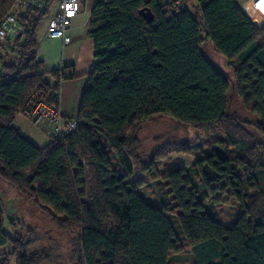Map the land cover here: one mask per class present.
<instances>
[{
  "label": "trees",
  "instance_id": "trees-1",
  "mask_svg": "<svg viewBox=\"0 0 264 264\" xmlns=\"http://www.w3.org/2000/svg\"><path fill=\"white\" fill-rule=\"evenodd\" d=\"M197 1L191 12L184 0H96L88 22L94 67L77 128L42 148L13 121L31 96L54 103L57 90L37 73L35 54L47 9L18 15L24 31L6 40L11 56L0 44V182L73 236L79 264H172L184 246L193 264H264V26L234 0ZM15 2L0 0V22ZM157 115L203 132L219 127L222 136L188 168L149 176L154 161L138 163L136 132ZM224 140L227 147H215ZM170 146L191 152L190 144ZM86 171L90 205L79 189ZM144 174L157 181L160 207L137 192ZM225 194L242 210L230 226L212 208ZM18 225L0 198V264L50 262L51 249H34Z\"/></svg>",
  "mask_w": 264,
  "mask_h": 264
},
{
  "label": "rangeland",
  "instance_id": "rangeland-1",
  "mask_svg": "<svg viewBox=\"0 0 264 264\" xmlns=\"http://www.w3.org/2000/svg\"><path fill=\"white\" fill-rule=\"evenodd\" d=\"M183 6L188 7L189 10L193 12L190 3H184ZM22 12V9L18 10V15ZM48 16L49 13L44 15L41 19L36 35L43 32L46 22L48 21ZM4 46V51L11 56V51L13 49L12 43L7 41ZM204 51L211 54V47L206 45ZM214 57V55L213 57L210 56V59H213ZM20 114L23 115L22 113ZM23 116L26 117L25 115ZM34 124L38 127L35 122ZM248 130L250 134H253L251 128ZM220 131L219 127L214 129L213 132L199 131L190 126L179 124L170 116L157 115L147 122L142 123L136 132L139 140L138 163L146 164L148 160L152 158L151 162L154 161L153 164L155 171L151 172L149 176L154 175L155 172H157L161 177L174 168H188L195 163L198 155H202L203 152L211 149L210 145L212 142L218 141V139L221 138L222 133H220ZM42 133L47 135L43 131ZM49 138L51 139V137ZM261 140H264V138ZM173 143L190 144L191 152L188 154H181L174 150L170 151V145ZM224 144L226 147L228 146L225 141L219 144L216 143L215 147L221 148ZM143 176L146 181L142 186L137 188V192L148 205L160 207L161 193L157 181L151 179L152 177H147L146 174ZM80 180L84 181V186L79 189L82 190L84 188L85 190V195L82 197V201L85 202V204L90 205L91 182L87 171L82 177H80ZM216 196H220V194L216 193ZM0 198L5 213L20 224L18 225V230L24 235V238H32V240L36 241L33 248L37 249L44 247L46 249H51V261L44 264H79L78 257L74 253L76 242L73 236L69 232L62 231L54 226L50 219L39 209V207L36 206L32 198L20 194L3 182H0ZM221 198L224 202L215 204L212 208L215 211L218 220L225 226H230L234 220L240 216L242 210L236 206L234 198H229L226 194L223 196L221 195ZM210 205L206 202V206L210 207ZM4 228L6 229V225ZM27 228L31 229L30 234L29 232H26ZM4 250L5 248H0V253H2V251L4 252ZM1 257L2 254H0V260ZM169 259L172 264L194 263L193 255L187 246H184L179 253H171ZM9 262L14 264L15 258L10 257Z\"/></svg>",
  "mask_w": 264,
  "mask_h": 264
},
{
  "label": "crops",
  "instance_id": "crops-1",
  "mask_svg": "<svg viewBox=\"0 0 264 264\" xmlns=\"http://www.w3.org/2000/svg\"><path fill=\"white\" fill-rule=\"evenodd\" d=\"M234 1L257 27L264 26V0H251L244 7L241 5L246 0ZM95 2L96 0L83 2L66 32L70 36V42L47 37L46 26L43 32L36 35L35 54L42 62V68L37 73H46L45 81L60 94L58 108L64 117H77L80 100L88 84V75L94 67V42L88 34V22ZM184 3H190L193 9L198 5L197 0H184ZM54 8L53 2L50 10L53 11ZM49 18L50 14L48 20ZM50 72H58V76H52ZM13 126L39 148L46 146L51 140L32 120L21 114L16 115Z\"/></svg>",
  "mask_w": 264,
  "mask_h": 264
},
{
  "label": "built area",
  "instance_id": "built-area-1",
  "mask_svg": "<svg viewBox=\"0 0 264 264\" xmlns=\"http://www.w3.org/2000/svg\"><path fill=\"white\" fill-rule=\"evenodd\" d=\"M85 0H16L13 7L8 11L0 22V44L5 45L7 39H15L24 31V26L18 18V10L35 8L50 14L46 24V36L49 38H60L63 42H70L67 29L72 20L79 13ZM251 0H246L241 7L246 6ZM55 3L53 11L50 10ZM60 94L54 93L52 101L46 103L36 96H31L23 105L21 113L34 121L39 129L51 138L62 137L75 131L77 119L64 117L56 104L59 103Z\"/></svg>",
  "mask_w": 264,
  "mask_h": 264
},
{
  "label": "water",
  "instance_id": "water-1",
  "mask_svg": "<svg viewBox=\"0 0 264 264\" xmlns=\"http://www.w3.org/2000/svg\"><path fill=\"white\" fill-rule=\"evenodd\" d=\"M140 14L147 22H151L153 20V14L149 9H142Z\"/></svg>",
  "mask_w": 264,
  "mask_h": 264
}]
</instances>
